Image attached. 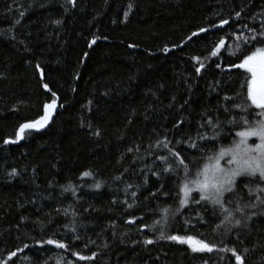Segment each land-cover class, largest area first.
<instances>
[{
  "label": "trees",
  "instance_id": "obj_1",
  "mask_svg": "<svg viewBox=\"0 0 264 264\" xmlns=\"http://www.w3.org/2000/svg\"><path fill=\"white\" fill-rule=\"evenodd\" d=\"M221 20L229 23L212 30ZM261 30L264 0H0V262L236 264L226 250L235 249L244 264H264V205L245 187L258 178H238L224 198L234 219L251 216L246 227L221 224L227 213L195 203V191L176 212L179 186L238 139L244 119H261L247 100L248 74L232 67L264 44L244 42ZM52 92L50 124L4 144L42 115ZM169 235L215 247L194 253Z\"/></svg>",
  "mask_w": 264,
  "mask_h": 264
},
{
  "label": "snow or ice",
  "instance_id": "obj_2",
  "mask_svg": "<svg viewBox=\"0 0 264 264\" xmlns=\"http://www.w3.org/2000/svg\"><path fill=\"white\" fill-rule=\"evenodd\" d=\"M69 3L74 4L75 0H68ZM131 8V5L129 6ZM20 15L23 16L24 12H20ZM125 17H127L128 13L125 12ZM236 16H240V13L237 12ZM19 23V20L16 21ZM54 23L59 24L60 21H54ZM229 23L228 20H221L219 25H215V27H222ZM207 29L200 28L199 32H206ZM198 35L197 32H193L192 36ZM264 39V30H261L259 33L252 35L249 38H244L245 43H249L250 41H255L257 38ZM96 41L93 40L90 42L94 44ZM132 45H130L131 47ZM224 46V40L221 39L219 43L213 48L211 52V56H217L220 52V49ZM240 48V45H237V49ZM164 52H168L169 49L165 47L163 49ZM232 55H236V52H232ZM87 56V53H85ZM198 59V58H194ZM204 67L203 63H200V66L196 68V72L200 73L201 69ZM219 68L220 65H217ZM232 67L242 69L245 73H247V78L245 83L247 85V100L251 102V105L256 109H260L259 116L261 119L249 124V122L244 119L245 127L237 131L235 136L238 138L233 141L232 145L229 147H221L218 152L214 156L207 157V162L198 170L196 177L192 180H185L183 184L179 186V192L181 194L179 205L180 207L176 209L178 213L181 208L189 202V197L192 192H199L200 200L195 201V203L199 204L201 201H207L214 206H219L222 211L226 212L224 220L221 221V224L228 222L232 224V227H239L243 225L247 226V220L251 219V216H247L246 220L242 221L240 219H234L233 213L228 211L224 205V198L226 193H235L238 184V178L247 177L251 180H257V187L253 189L250 184H246L245 187L248 188L249 196L255 195L256 201L260 205H264V197L261 195H257V193H264V44L261 46L255 47L251 52L247 55L243 56V59L240 60L239 63L233 64ZM37 70L40 71L41 79H43V71L40 69V66L37 65ZM43 87L46 91H51L49 86L45 83ZM53 99L50 103H45L43 106V115H41L38 119L30 122L21 123L16 130L15 140L5 139L4 143H16L25 138V135L30 130H39L44 128L48 123L50 118L53 115V110L57 107V97L56 93L52 92ZM227 99V98H226ZM62 107V105H60ZM236 107H240L237 105ZM246 110V109H244ZM227 111V109H225ZM243 119V118H242ZM211 124V121H208ZM99 135V132L96 133ZM256 138L255 143H249L250 138ZM206 137H201V139H205ZM158 143H160L158 141ZM191 147H195V144L190 145ZM164 147L167 148V143H164ZM128 151H132V149H128ZM171 152V149H169ZM179 160L180 165H184L185 171L187 172V165L182 158H180L179 153H172ZM227 157L226 164L227 166L221 165V160ZM160 159L164 160L165 157H161ZM165 172L171 171V168H165ZM155 174V173H154ZM10 175H16L15 169H13ZM84 176H89L91 173L84 172ZM95 187L99 188L100 184L97 183ZM71 189V185L65 187V191ZM135 196V193H133ZM241 199L243 197H240ZM231 201H229L230 203ZM257 205L246 204L244 207H253L255 208ZM131 207V205H129ZM168 208L161 209L163 213L162 219L166 222V217L169 213ZM236 212L243 213V208L237 204L235 209ZM264 214V213H262ZM252 215H256L255 212ZM234 220V223H233ZM132 223V221H128ZM156 223H160L157 221ZM220 227V225H217ZM161 238H165L164 233L161 232ZM168 240L175 241L179 244H187L192 252H212L215 245L209 244L201 239H196L193 236H182V235H169L166 237ZM43 243L52 245L54 244L57 248H66V245L60 241L48 239ZM145 244L153 243L152 240H145ZM27 247V245H25ZM225 249H221L224 251ZM232 253V256L235 258L236 264H244L243 258L241 255L237 254L235 249H226ZM246 251V250H245ZM16 252H12L9 254V259L15 256ZM72 255L78 256L79 259H92V257H84L79 256L78 253L73 252ZM95 255V254H93ZM3 264V262H0ZM59 264V262H57Z\"/></svg>",
  "mask_w": 264,
  "mask_h": 264
},
{
  "label": "water",
  "instance_id": "obj_3",
  "mask_svg": "<svg viewBox=\"0 0 264 264\" xmlns=\"http://www.w3.org/2000/svg\"><path fill=\"white\" fill-rule=\"evenodd\" d=\"M218 25H219V24H218ZM217 28H219V27H213L212 30L217 29ZM58 108H59V101L57 100V107L53 110V115H52V117L50 118L49 123H48L44 128H46V127L50 124V122H51L52 119L54 118L56 112L58 111ZM42 115H43V113H42ZM44 128H41V129H39V130H42V129H44ZM34 131H38V130H34ZM20 141H21V140H20ZM20 141L16 142L15 144L19 143ZM4 144H5V143H4ZM142 229L144 230V227H143Z\"/></svg>",
  "mask_w": 264,
  "mask_h": 264
},
{
  "label": "rangeland",
  "instance_id": "obj_4",
  "mask_svg": "<svg viewBox=\"0 0 264 264\" xmlns=\"http://www.w3.org/2000/svg\"><path fill=\"white\" fill-rule=\"evenodd\" d=\"M255 142H256V138L253 137V138H250V139H249V143H255ZM226 161H227V160H226ZM222 166H225V167H226L227 164H222Z\"/></svg>",
  "mask_w": 264,
  "mask_h": 264
},
{
  "label": "bare ground",
  "instance_id": "obj_5",
  "mask_svg": "<svg viewBox=\"0 0 264 264\" xmlns=\"http://www.w3.org/2000/svg\"><path fill=\"white\" fill-rule=\"evenodd\" d=\"M240 53V52H239Z\"/></svg>",
  "mask_w": 264,
  "mask_h": 264
}]
</instances>
